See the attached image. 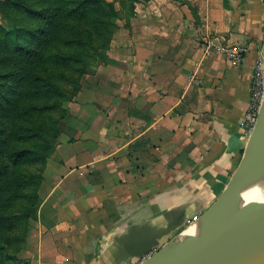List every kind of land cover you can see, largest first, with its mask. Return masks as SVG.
Wrapping results in <instances>:
<instances>
[{"label": "crops", "instance_id": "1", "mask_svg": "<svg viewBox=\"0 0 264 264\" xmlns=\"http://www.w3.org/2000/svg\"><path fill=\"white\" fill-rule=\"evenodd\" d=\"M118 25L109 62L64 105L21 252L28 264H116L108 255L123 250L128 228L199 215L241 158L264 0H136ZM205 36L247 53L239 64L206 56Z\"/></svg>", "mask_w": 264, "mask_h": 264}, {"label": "trees", "instance_id": "2", "mask_svg": "<svg viewBox=\"0 0 264 264\" xmlns=\"http://www.w3.org/2000/svg\"><path fill=\"white\" fill-rule=\"evenodd\" d=\"M136 0H0V264L21 259L64 104Z\"/></svg>", "mask_w": 264, "mask_h": 264}, {"label": "water", "instance_id": "3", "mask_svg": "<svg viewBox=\"0 0 264 264\" xmlns=\"http://www.w3.org/2000/svg\"><path fill=\"white\" fill-rule=\"evenodd\" d=\"M257 180V186L250 184ZM159 215L131 226L123 250L108 259L125 264L160 246L139 264H254L264 261V97L241 158L225 187L199 215L165 221ZM191 219V218H187ZM175 235L161 243L175 228ZM116 245V243L114 244Z\"/></svg>", "mask_w": 264, "mask_h": 264}, {"label": "built area", "instance_id": "4", "mask_svg": "<svg viewBox=\"0 0 264 264\" xmlns=\"http://www.w3.org/2000/svg\"><path fill=\"white\" fill-rule=\"evenodd\" d=\"M222 39V40H220ZM204 55L220 54L233 64H239L247 53V46L243 44H228L224 38L205 36L201 42ZM264 97V58L258 56L255 60L252 76L250 78L249 102L242 119V125L250 133ZM192 219H186L183 226ZM160 246L153 247L146 255L130 264H139L142 260L153 254Z\"/></svg>", "mask_w": 264, "mask_h": 264}, {"label": "rangeland", "instance_id": "5", "mask_svg": "<svg viewBox=\"0 0 264 264\" xmlns=\"http://www.w3.org/2000/svg\"><path fill=\"white\" fill-rule=\"evenodd\" d=\"M67 103V102H66ZM65 105V104H64ZM57 145V144H56ZM56 147V146H55ZM54 150H55V148H54ZM54 150L51 152V154H49V156L47 157V160H48V158L52 155V153L54 152ZM47 160H46V163H47ZM46 163H45V167H46ZM45 167H44V170H45ZM44 170H43V174H44ZM40 188V187H39ZM31 222V221H30ZM176 234V233H175ZM175 234H173V235H175ZM25 243H26V241H25ZM24 246H25V244H24ZM24 246H23V248H24ZM22 248V249H23ZM21 252H22V250H21ZM21 252L19 253V256H20V258L21 259H23V260H25L27 263H28V261L25 259V258H23V257H21Z\"/></svg>", "mask_w": 264, "mask_h": 264}, {"label": "bare ground", "instance_id": "6", "mask_svg": "<svg viewBox=\"0 0 264 264\" xmlns=\"http://www.w3.org/2000/svg\"><path fill=\"white\" fill-rule=\"evenodd\" d=\"M257 184H258L257 180H253L251 182V184H250V187L253 188V187L257 186ZM254 264H264V261H262V262H256Z\"/></svg>", "mask_w": 264, "mask_h": 264}]
</instances>
